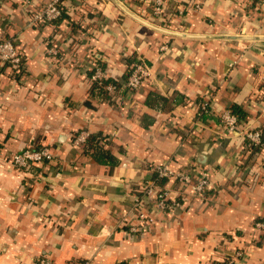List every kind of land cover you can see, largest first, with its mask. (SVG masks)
Instances as JSON below:
<instances>
[{
  "label": "crops",
  "instance_id": "0c3cea01",
  "mask_svg": "<svg viewBox=\"0 0 264 264\" xmlns=\"http://www.w3.org/2000/svg\"><path fill=\"white\" fill-rule=\"evenodd\" d=\"M52 1L0 0V40L26 67L20 80L0 69V264H264V233L254 230L264 221V150L245 146L248 131L264 129V41L164 34L113 0H62L63 18L30 26ZM118 1L173 32L264 37V0H164L162 18L154 0ZM96 58L121 84L110 100L92 89ZM138 61L149 77L127 94L124 77ZM233 106L247 116L230 134L221 122ZM89 137L114 164L82 153ZM31 144L54 159L16 170L11 156ZM164 165L207 173L210 189L195 198L165 178L158 188L183 209L158 214L155 196L142 198L157 219L132 237L136 196Z\"/></svg>",
  "mask_w": 264,
  "mask_h": 264
},
{
  "label": "built area",
  "instance_id": "2783aa9c",
  "mask_svg": "<svg viewBox=\"0 0 264 264\" xmlns=\"http://www.w3.org/2000/svg\"><path fill=\"white\" fill-rule=\"evenodd\" d=\"M27 4H30L31 0H25ZM63 2L62 0H54L47 4L44 8L38 10L33 19L29 22L30 26L36 25H50L52 22L59 19L63 13ZM153 15L157 18H162L165 15L166 7L164 0L153 1ZM0 62L3 64H9L11 66H19L21 62V55L18 49L11 40L1 39L0 40ZM149 77V69L142 62H135L128 71V79L126 87L129 89L130 94H136L147 81ZM92 82L101 81L107 79L106 72L98 65H95L93 75L91 77ZM264 81V73H263ZM108 92H114L115 87L109 84L106 87ZM208 104H202L200 114L208 113ZM222 127L227 133H235L241 124V121L234 116L231 111H227L222 116ZM251 142L261 145L264 150V141L261 139V135L258 131H248L245 135ZM85 137H80L78 141H84ZM55 155L50 147L41 146L37 147L31 144L24 150L14 153L10 162L12 166L19 171L27 170L33 165L41 163H49L54 159ZM154 172L160 178H174L177 179L182 185H190L192 195L195 198H204L207 195V191L210 189L211 181L207 173L195 174L198 178H194L187 172H174L167 166H157ZM194 174V172H193ZM149 196H155L156 205L155 211L158 214H174L177 210L183 209L181 203L176 202L169 197L166 190L158 188L154 182H145L140 188V195L136 196L135 208L136 213L133 215L134 219L128 222V232L132 237H137L140 232H145L147 229L156 222V217L148 213L143 208L142 198ZM132 216V215H131ZM254 230L257 232L264 233V221H258L254 224ZM241 253L236 254L240 256ZM235 259L226 258L223 264H233ZM34 264H57L49 258H40L35 261ZM80 264H92L89 261H85Z\"/></svg>",
  "mask_w": 264,
  "mask_h": 264
},
{
  "label": "trees",
  "instance_id": "16d2710c",
  "mask_svg": "<svg viewBox=\"0 0 264 264\" xmlns=\"http://www.w3.org/2000/svg\"><path fill=\"white\" fill-rule=\"evenodd\" d=\"M65 12V9H63V13ZM63 15V14H62ZM61 15V17H62ZM60 17V18H61ZM64 17V16H63ZM62 17V18H63ZM96 63L99 67L103 68L104 65L101 63L100 59L96 58ZM10 69L11 71L14 72V76L16 77L17 80L22 79L25 75L26 72V67H25V61L21 57V62L19 66H11L9 64H3L0 62V69L5 70V69ZM93 73H91L92 76ZM128 79V74L124 77L125 84L127 83ZM112 84L115 87L114 92H108L106 90V87ZM121 88V84L113 81L112 79H104L101 81H95L93 82L92 89L93 91H96V93H99L102 95L107 100L111 99L112 94H116L118 90ZM125 93L128 94L129 89L126 87L124 90ZM231 113L236 116L242 123L244 119H246V113L238 106H233L231 107ZM207 113H203L201 116L205 117ZM260 133L261 139L264 141V129L261 130H256ZM101 138L99 137H89L87 141L83 144L82 146V153L86 156H91L93 157L97 162L107 164V161L110 164H114L113 161H111V158L109 157V152L101 145ZM245 146H246V151L251 152V153H260L262 151V147L259 144H255L251 142L246 136H245ZM41 147V146H37ZM166 179L165 178H160L158 175L155 173L154 177L152 178V182H154L156 185L163 186L165 183ZM151 182V181H150ZM176 202L181 203V199H176ZM143 203V202H142Z\"/></svg>",
  "mask_w": 264,
  "mask_h": 264
},
{
  "label": "water",
  "instance_id": "95a60500",
  "mask_svg": "<svg viewBox=\"0 0 264 264\" xmlns=\"http://www.w3.org/2000/svg\"><path fill=\"white\" fill-rule=\"evenodd\" d=\"M126 14L134 18L135 20L139 21L143 25L154 29L156 31L162 32L164 34L177 36V37H184V38H194V39H227V40H262L264 41V37H252V36H196V35H189V34H182L178 32H173L169 30H165L158 26H155L152 23L145 21L144 19L140 18L139 16L135 15L129 9H127L124 5H122L118 0H113Z\"/></svg>",
  "mask_w": 264,
  "mask_h": 264
}]
</instances>
